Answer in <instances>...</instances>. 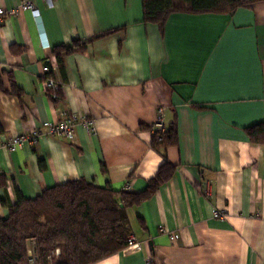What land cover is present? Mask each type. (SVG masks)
<instances>
[{
  "label": "crops",
  "instance_id": "crops-1",
  "mask_svg": "<svg viewBox=\"0 0 264 264\" xmlns=\"http://www.w3.org/2000/svg\"><path fill=\"white\" fill-rule=\"evenodd\" d=\"M32 1L35 11L0 23V143L44 131L61 112L93 125L78 124L74 141L44 135L0 149V220L20 197L69 182L142 194L169 162L171 180L128 208L141 250L97 264H264V145L250 136L264 124V0L175 12L162 26L144 21L143 0ZM76 40L90 43L65 56L64 79L55 52ZM46 67L62 91L57 104ZM160 109L175 130L166 158L152 146Z\"/></svg>",
  "mask_w": 264,
  "mask_h": 264
},
{
  "label": "trees",
  "instance_id": "trees-1",
  "mask_svg": "<svg viewBox=\"0 0 264 264\" xmlns=\"http://www.w3.org/2000/svg\"><path fill=\"white\" fill-rule=\"evenodd\" d=\"M181 1L187 7L174 0H143L144 21L162 26L175 12L230 13L243 5L233 0ZM89 43L76 40L56 50L64 79L65 56L85 53ZM14 93L21 95L15 85ZM57 94L56 104L62 101L61 89ZM250 136L253 143L264 145V124L250 129ZM174 140V128L166 129L153 134L152 146L166 158ZM174 173L175 167L166 162L147 190L137 195L80 180L51 188L34 200L20 197L10 217L0 220V264H97L120 253L131 235L128 208L150 199ZM30 251L37 257L35 263Z\"/></svg>",
  "mask_w": 264,
  "mask_h": 264
},
{
  "label": "built area",
  "instance_id": "built-area-1",
  "mask_svg": "<svg viewBox=\"0 0 264 264\" xmlns=\"http://www.w3.org/2000/svg\"><path fill=\"white\" fill-rule=\"evenodd\" d=\"M44 3L47 4L49 8H54L55 4L59 0H42ZM35 4L32 0H20V5L16 9H4L0 8V23H3L6 18L16 17L22 12L26 11H35ZM44 87L45 91L49 94L52 100L58 99V91L60 90V86L58 83L50 77V68H45V80H44ZM160 115L156 123L154 124L152 130L154 134H163L166 130L164 120H163V109L159 111ZM82 123L88 130H91L93 122L86 118H81L77 115H70L65 112H61V120L56 123H44L42 124V128L44 131L35 130L30 134H24L21 136H17L9 140L7 143H0V149L4 148L9 152H16L25 144H36L40 140V138L44 135L53 137V138H66L70 141H74L76 137V127L78 124ZM161 140V139H160ZM210 196L211 194L208 193ZM215 217H223L220 211L215 210ZM178 236H172L171 240H177ZM141 250V243L137 241V239L130 235L127 240V246L125 247L124 251L126 252H135ZM30 256L32 258V262L35 263L37 257L30 251ZM60 252L57 251V255ZM151 264V262H148Z\"/></svg>",
  "mask_w": 264,
  "mask_h": 264
},
{
  "label": "rangeland",
  "instance_id": "rangeland-1",
  "mask_svg": "<svg viewBox=\"0 0 264 264\" xmlns=\"http://www.w3.org/2000/svg\"><path fill=\"white\" fill-rule=\"evenodd\" d=\"M29 247H31V246L29 245Z\"/></svg>",
  "mask_w": 264,
  "mask_h": 264
}]
</instances>
